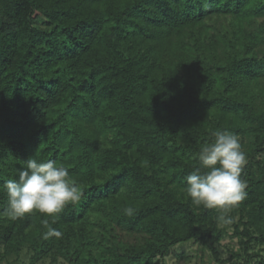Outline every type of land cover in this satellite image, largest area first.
I'll return each instance as SVG.
<instances>
[{"label": "trees", "instance_id": "16d2710c", "mask_svg": "<svg viewBox=\"0 0 264 264\" xmlns=\"http://www.w3.org/2000/svg\"><path fill=\"white\" fill-rule=\"evenodd\" d=\"M217 129L247 158L230 215L247 252L264 245V0H0V186L34 157L84 192L44 239L0 188L8 264H158L191 242L219 261L218 212L184 179Z\"/></svg>", "mask_w": 264, "mask_h": 264}, {"label": "clouds", "instance_id": "9594fccd", "mask_svg": "<svg viewBox=\"0 0 264 264\" xmlns=\"http://www.w3.org/2000/svg\"><path fill=\"white\" fill-rule=\"evenodd\" d=\"M212 136L193 157L197 166L184 178L185 192L194 205L216 210L218 223L227 226L233 222L228 213L247 195L246 182L241 178L247 158L235 133L217 129ZM23 163L18 175L0 186L7 196L3 214L16 220L39 213L45 217L41 220L43 238L62 237L52 224L66 206L81 200L82 186L69 178L65 166L53 160L30 157ZM124 213L131 216L134 210L125 208Z\"/></svg>", "mask_w": 264, "mask_h": 264}, {"label": "rangeland", "instance_id": "374dc122", "mask_svg": "<svg viewBox=\"0 0 264 264\" xmlns=\"http://www.w3.org/2000/svg\"><path fill=\"white\" fill-rule=\"evenodd\" d=\"M228 215H231V211ZM239 219L240 215L236 214L230 225L223 226L220 224L223 231V239L218 247L219 261L213 258L207 246L201 242H191L173 248L171 254L164 261L159 260L158 264H240L246 260H250V264H260L261 259H264V245L254 244L245 252L240 244V237L234 232L235 223ZM29 258L30 253L26 252L15 264H29ZM12 259L13 257H3V248L1 247L0 264H8Z\"/></svg>", "mask_w": 264, "mask_h": 264}]
</instances>
